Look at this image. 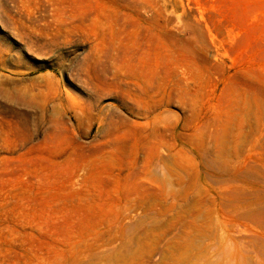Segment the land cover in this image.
I'll use <instances>...</instances> for the list:
<instances>
[{
	"label": "rangeland",
	"instance_id": "obj_1",
	"mask_svg": "<svg viewBox=\"0 0 264 264\" xmlns=\"http://www.w3.org/2000/svg\"><path fill=\"white\" fill-rule=\"evenodd\" d=\"M0 264H264V0H0Z\"/></svg>",
	"mask_w": 264,
	"mask_h": 264
}]
</instances>
